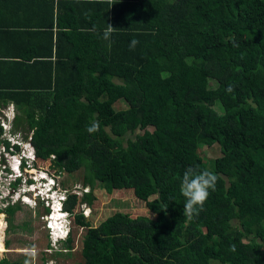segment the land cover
Masks as SVG:
<instances>
[{"label": "trees", "instance_id": "16d2710c", "mask_svg": "<svg viewBox=\"0 0 264 264\" xmlns=\"http://www.w3.org/2000/svg\"><path fill=\"white\" fill-rule=\"evenodd\" d=\"M87 1L98 6L16 7V21L0 7L1 43L5 34L17 44L0 52V106H24L12 128L31 132L38 161L80 170L87 187L64 201V248L75 224V264H264V0ZM214 143L220 155L209 163L198 148ZM189 167L218 177L192 219L180 191ZM96 187L131 190L151 216L115 211L92 226L80 206ZM18 208H0L12 232ZM0 264L25 262L3 255Z\"/></svg>", "mask_w": 264, "mask_h": 264}, {"label": "rangeland", "instance_id": "374dc122", "mask_svg": "<svg viewBox=\"0 0 264 264\" xmlns=\"http://www.w3.org/2000/svg\"><path fill=\"white\" fill-rule=\"evenodd\" d=\"M131 102L136 103L137 100L133 97ZM115 104L117 108H125L127 106L126 101H117ZM7 106L8 108L2 109L4 111V114H2L3 121H5L4 115H7L8 117L11 114L23 115L25 111L24 106H11L10 103H8ZM148 129L151 130L150 127ZM13 133H15V136L17 137L22 136L21 138H28L31 134V132L23 129L22 125H19L16 129H13ZM0 138L9 140V147L11 146V143L14 142L12 137L10 138L8 134L4 132L0 135ZM4 150L6 151V148L0 141V157H3L2 152ZM5 151L4 154H6ZM23 152H25V150H23ZM198 152L203 157V159L209 163H212L214 158L220 155L219 147L216 143L212 144L211 146L202 145L198 148ZM3 159L4 160L0 159V196L2 193H10L12 190V199L10 201H12V203L17 202L19 208L16 209L13 215V224L15 227L17 225L16 230L13 232L8 230L6 215L4 212L0 211V240L3 247V249L0 250V257L6 255L12 259H22L24 260L25 264H41L43 262L41 257L42 252L47 251L48 254L47 258L45 259V264H75L78 262L80 260L81 227H77L75 224L72 226L71 236L73 237V246L71 249L64 248L63 240L55 241L57 235L56 233L52 235V240H50L48 237V230L46 228L48 220L45 217L48 212L45 210L44 203L42 204L37 199H35L33 194H31L28 204L20 200L23 199L19 196L22 193L21 190L24 189V184L22 181L18 182L16 185L11 184L12 182L10 184L8 183L4 176L9 171V168L7 169V157H3ZM35 166L36 169H31L28 171V173L31 175L33 174L34 178H38L41 175L46 177V172H40V170H44L49 174L53 173L57 175L55 181L56 183H59L58 185L61 190L63 189L64 191H73L77 192L78 194L82 193L84 190L83 187L85 186H82L81 184L80 170H77L73 173H67L65 171L57 172L52 166L49 165L47 160H39L36 162ZM25 181L29 182V180ZM92 194L94 195L92 204H82L80 206V208H82V213L86 216L92 226L102 228L106 217L115 211L128 212L132 216L141 214L151 216V213L145 206V202L135 198L132 191L129 189L112 190L111 192H106L104 189L96 187L92 191ZM6 205L7 203L4 202V200L0 201V208L5 207ZM49 216H52V214ZM59 221L60 225H63L67 222L64 216ZM48 224H50V221ZM20 226H22V228H20ZM6 238L11 240L10 248L4 247V239ZM147 238L152 240L150 235H147ZM169 246L172 248V250L178 252L184 259H190L183 245L171 241ZM210 264L220 263L218 261L212 260Z\"/></svg>", "mask_w": 264, "mask_h": 264}, {"label": "clouds", "instance_id": "9594fccd", "mask_svg": "<svg viewBox=\"0 0 264 264\" xmlns=\"http://www.w3.org/2000/svg\"><path fill=\"white\" fill-rule=\"evenodd\" d=\"M115 29L116 28L112 27L110 24H107V28L103 32V39L109 40L111 34ZM137 43L138 41L132 40L130 43V48H134ZM227 90L231 91V88ZM10 104L11 106L13 105L12 103ZM0 108L5 109L8 108V106H0ZM0 114L2 116L4 112ZM4 116L7 127H3L2 125H0L2 128V133H7L8 136L10 138L12 137V139L14 140V142L11 143V146L9 147V140L0 138V141L6 148V151L4 150L6 154H4L3 151L2 155L5 158L7 157V169L9 168V171L4 176L9 184L12 182L11 184L16 185L20 181L23 182L24 189L22 188V193L19 196L20 198H23L20 199L22 202L28 204V200H30L31 194H33L35 199H37L42 204L44 203L45 207L48 208V214L45 215L48 220L46 224L48 237L50 238V240H52V235L56 233L57 235L55 241H62L67 237L71 229L70 213L63 206L68 192L71 191H64L63 189L61 190L59 188V183H56L55 181V178L57 176L56 174H49L47 171L40 170V172L42 173L46 172L47 176L45 177L41 175L38 178H34L33 174L31 175L30 173H28V171H30L31 169H36L35 164L36 162H38L35 149L30 142V137L21 138L22 136H15L12 128L15 114H11L9 117L7 115ZM98 128V122H94L92 126L87 129V131L89 133H92L97 131ZM23 150H25V152H23ZM3 157H0V159L4 160ZM25 180H29V182H26ZM217 180V175L209 170H199L197 168L189 167L184 171L180 191L183 197L186 198L184 213L188 219H192L194 215L198 214L199 210H202L203 205L209 196V190H215ZM83 189L85 191L87 190V187H83ZM11 192L12 190L10 191V193H2V195L0 196L1 200H4V202L8 204L12 199ZM10 203H12V201H10ZM54 212L61 215L57 216L56 220L59 221L64 216L67 221L65 224L59 225L56 230L52 227V218L51 216H49ZM49 221L50 224H48ZM232 250H235L234 246Z\"/></svg>", "mask_w": 264, "mask_h": 264}, {"label": "crops", "instance_id": "0c3cea01", "mask_svg": "<svg viewBox=\"0 0 264 264\" xmlns=\"http://www.w3.org/2000/svg\"><path fill=\"white\" fill-rule=\"evenodd\" d=\"M47 1L48 0H46L44 2L41 1V3H40V1H38V0H0V7H8V10L10 11V13L5 14V16H7V18L9 17V19L12 21H16L17 17L21 14V12L18 11L20 9L16 8V7H48V6H50V4L46 5ZM63 1H71V2L75 3V4H73V7H97L98 6V5L91 3L87 0H77L78 2H76V0H52L51 6L52 7H58V6L59 7H65V5H64L65 3H63ZM99 1H102V0H99ZM40 4H42V5H40ZM27 14L31 15L29 13V11ZM7 22H9V21H7ZM9 26L11 27V25H9ZM12 27H16V25H14ZM2 36H4V39L6 42L10 43L9 41L6 40L8 35L5 36V34H4ZM1 41H2V37H0V52H1V54L6 53V52H15L16 51L15 49L17 48V44H15L16 48L13 46V49L11 50L8 43L7 44L5 43L3 45V43H1ZM1 45H3V46H1ZM12 56H14V54H12Z\"/></svg>", "mask_w": 264, "mask_h": 264}, {"label": "bare ground", "instance_id": "6f19581e", "mask_svg": "<svg viewBox=\"0 0 264 264\" xmlns=\"http://www.w3.org/2000/svg\"><path fill=\"white\" fill-rule=\"evenodd\" d=\"M55 209V208H54ZM59 214L58 213H56V212H54L53 214H52V216H51V218H52V221H51V225H52V227L56 230V228H58L59 227V221L58 220H56V218H57V216H58ZM60 216V215H59ZM3 249V247H2V243H1V240H0V250H2Z\"/></svg>", "mask_w": 264, "mask_h": 264}, {"label": "built area", "instance_id": "2783aa9c", "mask_svg": "<svg viewBox=\"0 0 264 264\" xmlns=\"http://www.w3.org/2000/svg\"><path fill=\"white\" fill-rule=\"evenodd\" d=\"M2 109H4V108H0V113H3L4 112ZM2 122H4V123H2ZM0 125H2L3 127L6 126V122L2 120L1 114H0Z\"/></svg>", "mask_w": 264, "mask_h": 264}]
</instances>
